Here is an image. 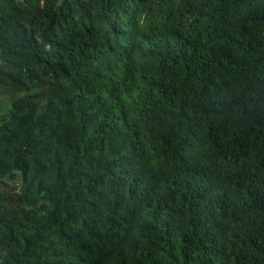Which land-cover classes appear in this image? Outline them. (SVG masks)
Returning <instances> with one entry per match:
<instances>
[{"label":"trees","instance_id":"obj_1","mask_svg":"<svg viewBox=\"0 0 264 264\" xmlns=\"http://www.w3.org/2000/svg\"><path fill=\"white\" fill-rule=\"evenodd\" d=\"M7 181L0 264H264V0H0Z\"/></svg>","mask_w":264,"mask_h":264},{"label":"rangeland","instance_id":"obj_2","mask_svg":"<svg viewBox=\"0 0 264 264\" xmlns=\"http://www.w3.org/2000/svg\"><path fill=\"white\" fill-rule=\"evenodd\" d=\"M14 185V182H9V181H7V182H3L2 184H0V187L2 188H5L6 190H10L11 191V187ZM9 191V192H10ZM12 192V191H11Z\"/></svg>","mask_w":264,"mask_h":264}]
</instances>
